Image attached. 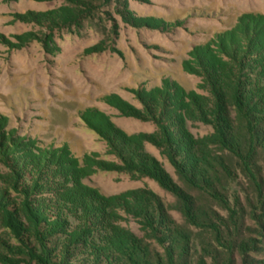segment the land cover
<instances>
[{"label":"rangeland","instance_id":"rangeland-1","mask_svg":"<svg viewBox=\"0 0 264 264\" xmlns=\"http://www.w3.org/2000/svg\"><path fill=\"white\" fill-rule=\"evenodd\" d=\"M263 84L264 0H0V264H86L126 234L167 260L154 210L176 264H242L252 239L264 264L263 150L218 127L251 148L236 94Z\"/></svg>","mask_w":264,"mask_h":264},{"label":"trees","instance_id":"trees-1","mask_svg":"<svg viewBox=\"0 0 264 264\" xmlns=\"http://www.w3.org/2000/svg\"><path fill=\"white\" fill-rule=\"evenodd\" d=\"M234 56L237 57V53H232ZM243 87H240V89ZM254 94L250 91L249 94L246 92L241 93L240 90L236 94V99L238 100L237 108L243 111L246 117V127L248 128V131L250 132V140L252 142L251 148H242L240 149V144L237 143L236 140H234L233 136L227 134L229 131L230 124L228 123L227 119L222 122L221 115L219 116V126L220 127V141L219 143L222 144V146L227 149L228 152L233 153L234 155H237L239 159H245V161L248 162V160H251L248 158V156L244 155L242 152H249L253 154V152L257 151L258 149L263 150L264 153V84L262 86H258L254 89ZM224 97V93L222 95ZM243 96V98H241ZM252 105V107H251ZM248 109V110H247ZM249 110L250 113L254 112V119H250L249 117ZM247 112V114H246ZM181 142V141H180ZM181 147L185 148V144H180ZM179 146V147H180ZM197 164L191 168L189 165L182 164L180 169L189 177V181L194 179L196 177L195 174H198L199 165H201V161L198 159L196 160ZM176 163V162H175ZM189 168V169H188ZM247 171V170H246ZM163 175V174H160ZM160 181L167 186L169 185L167 182V179L164 177L158 176ZM195 184V182H194ZM196 184H198L196 182ZM168 189L170 187L167 186ZM261 188V187H260ZM157 210H154L150 212V214L147 215H140L141 217H144L147 221L145 224L148 231V236L150 240L158 243V245L165 247L167 254V260H164V257L160 255V253L153 247L152 244L147 243L143 240H140L134 236L131 235H121V236H114L116 239V243L114 246L116 248L111 249V245H103L105 248H98L94 250V256L90 258L91 260H87L86 264H176V258H175V252L177 250L178 245L181 243V238L177 234V232H174V230H170L168 227V219L167 214L161 212L159 210L158 214L156 213ZM264 211V210H263ZM36 219L41 222L45 218V214L40 212L39 210L33 211ZM260 218L264 219V212L261 213L260 216H258L259 222H264ZM67 227V226H65ZM59 227L56 226V224L49 225L46 229V233H52L53 235L57 232L53 231V229H58ZM103 228V227H102ZM104 235H107V232L105 231ZM103 235V236H104ZM261 236H264L263 234ZM83 242L80 241L79 244V237L76 232L73 233V236H69L68 243L73 242V246H76L77 248H72L69 246L66 248L70 251L72 249H78L81 247H86V242L88 240H92L90 238V233L83 232L82 234ZM102 237V236H100ZM105 241V240H104ZM166 244H169V246H166ZM102 247V246H101ZM107 247V248H106ZM257 241L256 239L250 240V242H244L240 246V255L242 257V264H249L250 254L253 252H256L257 250ZM64 249V247L59 248ZM59 250V251H60ZM62 251V250H61ZM61 253V252H60ZM153 253V255H152ZM62 255L66 256L67 258H71L74 255V252L71 254H67V252L62 253ZM154 260V262H153ZM169 261V262H167ZM56 264H71V262L66 260H60Z\"/></svg>","mask_w":264,"mask_h":264}]
</instances>
